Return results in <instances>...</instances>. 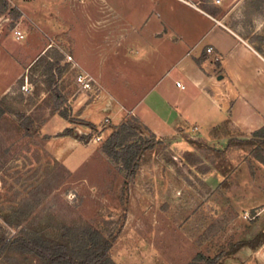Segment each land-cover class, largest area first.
Listing matches in <instances>:
<instances>
[{
    "label": "rangeland",
    "instance_id": "obj_1",
    "mask_svg": "<svg viewBox=\"0 0 264 264\" xmlns=\"http://www.w3.org/2000/svg\"><path fill=\"white\" fill-rule=\"evenodd\" d=\"M115 1L114 11L108 0H0V264H42L13 247L21 229L56 240L64 226L89 223L120 228L109 250L115 264H203L201 256L240 264L234 245L264 231V166L252 146L229 138L252 132L210 133L211 149L201 150L188 133L157 136L131 108L207 28L193 9L264 55V0ZM175 36L187 40L179 49ZM80 71L98 91L76 90ZM174 81L170 71L163 85L175 99ZM104 91L126 110L102 111L111 108ZM56 104L69 108L68 120ZM60 120L69 127L54 131ZM124 122L150 145L131 176L101 148ZM175 140L189 150L171 147Z\"/></svg>",
    "mask_w": 264,
    "mask_h": 264
},
{
    "label": "crops",
    "instance_id": "obj_2",
    "mask_svg": "<svg viewBox=\"0 0 264 264\" xmlns=\"http://www.w3.org/2000/svg\"><path fill=\"white\" fill-rule=\"evenodd\" d=\"M108 4L116 10L115 0H108ZM193 10L208 20L207 28L191 46L181 49L175 65L131 108L132 114L154 134L166 139L179 131L209 140L211 131L223 125L224 130L243 134L264 127V55L223 21ZM174 41L179 49V44L187 40L175 36ZM208 48L211 53L206 52ZM170 71L175 72V89L180 94L175 99L163 85ZM176 82L184 89L177 87ZM104 93L102 98L110 102L111 108L102 111H113L116 117L118 110H126L110 93ZM50 123L43 124L44 132L52 129ZM57 124L54 131L69 127L63 120ZM174 144L189 150V145L181 140L172 141L171 147ZM242 248L241 258L237 253L240 264H264V243L255 250Z\"/></svg>",
    "mask_w": 264,
    "mask_h": 264
},
{
    "label": "trees",
    "instance_id": "obj_3",
    "mask_svg": "<svg viewBox=\"0 0 264 264\" xmlns=\"http://www.w3.org/2000/svg\"><path fill=\"white\" fill-rule=\"evenodd\" d=\"M56 97L62 99L59 93ZM60 108L61 105L56 104L55 109L58 115L68 120L69 108L65 107L59 111ZM27 125L32 127L29 122ZM225 126L215 128L211 133L216 134L222 128L224 130ZM139 133L141 131L135 124L120 123L101 145L108 157L121 162L127 176L133 174L138 166L141 152L150 146L148 142L142 141L143 138ZM183 139L197 149H211V146L202 138L184 134ZM229 142L241 147L252 146L254 156L264 166V127L254 130L250 137L229 138ZM119 231L120 228L111 229L108 223L102 226L90 223L83 226H64L58 239L53 240L37 232L21 229L14 238L15 246L13 247L37 255L42 264H115L109 257V250ZM263 243L264 231H260L250 240L237 242L233 252L245 246L255 250ZM201 257L205 260L203 264H224L223 260L217 261L214 257Z\"/></svg>",
    "mask_w": 264,
    "mask_h": 264
},
{
    "label": "built area",
    "instance_id": "obj_4",
    "mask_svg": "<svg viewBox=\"0 0 264 264\" xmlns=\"http://www.w3.org/2000/svg\"><path fill=\"white\" fill-rule=\"evenodd\" d=\"M215 3L220 4L221 0H215ZM14 36L17 40H20L23 38L20 31H14ZM206 52L211 53L212 49L208 48ZM66 59L68 62H72V58L70 56H67ZM73 84L76 87V90L81 93H89V92L98 91V89L96 88L97 81L92 76L85 73L84 71H80L76 73L73 79ZM176 86L179 87L180 89H184V86L181 85L179 82H176ZM31 90H32L31 85L28 82L27 78H25L20 85V91H22L24 95H27L31 93ZM97 139H100V136H97Z\"/></svg>",
    "mask_w": 264,
    "mask_h": 264
}]
</instances>
